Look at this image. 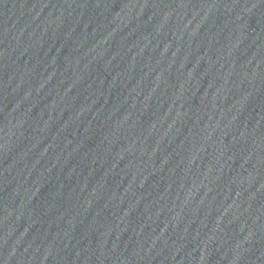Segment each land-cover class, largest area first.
<instances>
[{
  "label": "water",
  "instance_id": "95a60500",
  "mask_svg": "<svg viewBox=\"0 0 264 264\" xmlns=\"http://www.w3.org/2000/svg\"><path fill=\"white\" fill-rule=\"evenodd\" d=\"M264 183V0H0V264H103Z\"/></svg>",
  "mask_w": 264,
  "mask_h": 264
}]
</instances>
